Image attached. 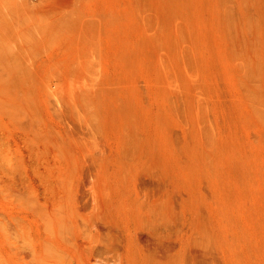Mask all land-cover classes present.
I'll list each match as a JSON object with an SVG mask.
<instances>
[{"label":"rangeland","instance_id":"obj_1","mask_svg":"<svg viewBox=\"0 0 264 264\" xmlns=\"http://www.w3.org/2000/svg\"><path fill=\"white\" fill-rule=\"evenodd\" d=\"M0 264H264V0H0Z\"/></svg>","mask_w":264,"mask_h":264}]
</instances>
